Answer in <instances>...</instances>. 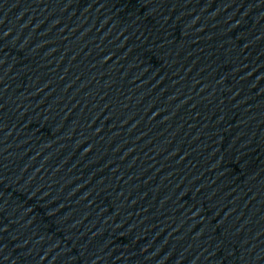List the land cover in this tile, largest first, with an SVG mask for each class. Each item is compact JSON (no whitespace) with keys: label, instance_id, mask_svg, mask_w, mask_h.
Here are the masks:
<instances>
[{"label":"water","instance_id":"obj_1","mask_svg":"<svg viewBox=\"0 0 264 264\" xmlns=\"http://www.w3.org/2000/svg\"><path fill=\"white\" fill-rule=\"evenodd\" d=\"M0 264H264V0H0Z\"/></svg>","mask_w":264,"mask_h":264}]
</instances>
